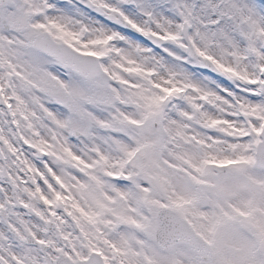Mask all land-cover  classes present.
Masks as SVG:
<instances>
[{
    "label": "snow or ice",
    "instance_id": "1",
    "mask_svg": "<svg viewBox=\"0 0 264 264\" xmlns=\"http://www.w3.org/2000/svg\"><path fill=\"white\" fill-rule=\"evenodd\" d=\"M0 264H264V0H0Z\"/></svg>",
    "mask_w": 264,
    "mask_h": 264
},
{
    "label": "rangeland",
    "instance_id": "2",
    "mask_svg": "<svg viewBox=\"0 0 264 264\" xmlns=\"http://www.w3.org/2000/svg\"><path fill=\"white\" fill-rule=\"evenodd\" d=\"M219 250L225 256L237 258L241 254V245L236 242L225 241L223 244L219 246Z\"/></svg>",
    "mask_w": 264,
    "mask_h": 264
}]
</instances>
